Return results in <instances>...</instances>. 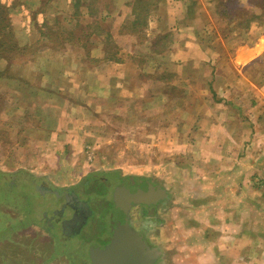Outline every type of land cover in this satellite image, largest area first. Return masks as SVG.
<instances>
[{
	"label": "crops",
	"instance_id": "crops-1",
	"mask_svg": "<svg viewBox=\"0 0 264 264\" xmlns=\"http://www.w3.org/2000/svg\"><path fill=\"white\" fill-rule=\"evenodd\" d=\"M98 1L0 0L10 10L19 47L42 44V31L51 26L75 35L59 50L37 48L14 59L0 31V104H15V119L27 121L25 135L33 140L29 159L19 152L16 164L9 158L0 163V256L11 264H50L55 257L54 247L49 252L40 245L52 240L37 221L47 213L36 212L38 203L29 209L18 203L26 202L23 185L46 198L54 192L36 172L44 162L36 159V147L47 156L52 137L77 144L80 130L98 135L104 122L119 128L136 122L137 111L171 105L176 110L165 118L167 143L194 153L183 168L195 173L177 182L175 234L164 210L170 196L161 207L160 264H264V24L255 23L261 29L252 41L241 35L244 42L227 58L221 48L204 47L198 26L209 6L165 0L149 21L154 32L148 36H175L173 45L138 51L137 36L123 29L135 0H111L102 8ZM190 4L196 12L191 19ZM121 39L131 42L130 49L120 48ZM116 43L112 55L118 59L110 60L108 44ZM158 69L160 75L148 77ZM187 89L202 94L192 90L186 97Z\"/></svg>",
	"mask_w": 264,
	"mask_h": 264
},
{
	"label": "rangeland",
	"instance_id": "rangeland-1",
	"mask_svg": "<svg viewBox=\"0 0 264 264\" xmlns=\"http://www.w3.org/2000/svg\"><path fill=\"white\" fill-rule=\"evenodd\" d=\"M110 1L99 0L96 6L102 8L104 5L109 4ZM245 1L243 0V3ZM199 2L202 4V7L209 6L207 7L208 9L202 10L201 16H203L202 21L204 23L201 21L200 26H198L199 30L203 32L204 47L211 49L221 48L224 54L226 52L227 58H229V54H232L236 47L244 42L245 38H242L240 33H230L229 27L226 25L227 20L220 18L222 15L213 13L216 3H211V0H199ZM93 5L96 7L95 3H92ZM244 6L249 8L247 4H244ZM33 8L36 9V6ZM239 14L240 12H237V15ZM262 14L264 22V12ZM257 27L256 24L252 25V30L250 28V31L245 33L248 41H252L258 31H260L261 28L258 27L257 29ZM63 30V28L56 26L48 34V30L44 29L42 33L45 34L43 36L45 41L43 40L44 42L38 49L46 47L47 49L59 50L58 48L62 46L56 48V44L51 42L52 38L50 39V37L56 38V36L61 34L64 39H70L68 34L65 33L64 35L60 33ZM153 30L154 28L145 29L141 35L137 36L136 40L139 43L138 51L141 49L161 50L166 48L167 44L169 46L173 45L175 36H172V38L170 36L167 38L158 37V39L151 41L150 39L153 35L151 37L148 35L152 34ZM119 44L122 49L128 50L131 47V42L127 40L121 39ZM115 46L118 47V44L116 43ZM113 51L114 49L111 46L109 49V59L112 57ZM135 60L137 64L140 61L139 56ZM163 64L166 65V62L163 61ZM160 70L162 69H158L155 73H147V75L151 79H154L161 74L162 71ZM203 70L204 68L202 67L200 74H203ZM192 90L187 89L185 96L190 95ZM193 91L197 92L196 89ZM200 93L202 94L201 91H198L197 96ZM11 104H0V163L3 162V159L9 158L10 162L16 164L18 156L22 155L19 152H23L26 159L31 157L33 140L25 135L28 134V127L24 125L27 121H16L17 111L15 110V104ZM175 110V106L168 105V108L165 107L164 109L158 106L152 111H137L136 122H122L119 128L113 126L110 121L104 122L103 128L96 131L99 134L90 137L83 136L84 131L80 130L79 132L82 134L80 135V142L77 144L69 143L62 137H52L49 144L50 154L47 156L36 147V159L44 161L38 163V166H36V172L40 176L42 184H46L54 192L57 191L62 194L64 191L70 190L80 192L81 197H88L90 199L89 202L92 204V209L95 212L94 219L90 221V225L81 233L82 236L70 240L66 236H61L58 228L55 229L56 231L51 232L52 230L46 224L45 217L40 213L47 209L58 208L63 198L57 197L53 193L49 198H46V194H43L42 191L40 193L34 192L24 185L20 187L21 193L26 195V202L19 200L18 203L24 207L27 205L28 209L38 203L36 212L40 211V216H38L37 221L40 223L42 230L49 234V239L53 238L49 243L40 242V245H45L46 249H50L49 252H52L55 246L56 252L60 255L58 259L51 260L50 264H85V257H87V252L90 251L91 246L96 242H103V239L106 238L109 233L110 215L114 209L115 195L117 191H121L120 193L126 191L125 187L118 188L111 195L113 183L110 181L107 184L106 180H113V176H119L120 178H144L162 187V180H164L165 187L168 189V191L166 189L165 191L170 196V200L166 203L164 210L168 209V213L167 211L165 213L168 214V219L174 223L171 229L173 234H175V210L178 207L176 201L177 182L178 180L183 181L184 178L188 180L193 179V173H195L194 169L183 168L186 163L194 162V153L191 151L188 153L178 152L175 142L167 143V132L170 128L165 127V124H167L165 118L169 114H173ZM169 120V124L172 123L171 116ZM177 137L176 135L168 140L176 141L178 140ZM44 145L45 142L41 143V146ZM47 149L46 147L44 150L47 151ZM18 170L20 171L21 169ZM149 186L150 189L154 188L151 184ZM14 189L11 188L12 193ZM262 189L264 190V188ZM2 196L4 194L0 192V200ZM180 205L182 206V204ZM139 210V207H136L130 213L134 228L137 231L145 233L150 244L159 250L161 247L162 223L165 222V219H163V222L161 219V207H157L147 213L151 230H146L147 225H145V221L143 222L142 216L139 215ZM167 214H164L163 218ZM4 220V217L0 218V225L4 224ZM41 260H46L44 255L41 256ZM87 262L86 264H90L89 261ZM0 264L11 263L7 262L5 257L2 258L0 256Z\"/></svg>",
	"mask_w": 264,
	"mask_h": 264
},
{
	"label": "water",
	"instance_id": "water-1",
	"mask_svg": "<svg viewBox=\"0 0 264 264\" xmlns=\"http://www.w3.org/2000/svg\"><path fill=\"white\" fill-rule=\"evenodd\" d=\"M127 191V190H126ZM115 195V207L112 211V226L107 234L109 243L106 246L93 244L89 251L91 264H157L161 253L152 248L147 239L138 232L129 219V212L135 205L157 204L163 197V192L155 190L128 191ZM88 206L86 203L80 202ZM61 219L65 216L62 209ZM52 218V212L47 213ZM67 217V214H66ZM88 217L78 218L75 222L64 220L66 224L75 225V235H80L87 224Z\"/></svg>",
	"mask_w": 264,
	"mask_h": 264
},
{
	"label": "trees",
	"instance_id": "trees-1",
	"mask_svg": "<svg viewBox=\"0 0 264 264\" xmlns=\"http://www.w3.org/2000/svg\"><path fill=\"white\" fill-rule=\"evenodd\" d=\"M76 1L80 2L81 0ZM163 1L165 0H135L132 10V20L128 23V25L123 26V29H125V31H127L128 33L134 34L136 36H138L139 34L141 35L145 31V29H148L150 19L156 15L158 7ZM191 3H195L196 5L197 0H192ZM214 3H216V6L214 7L215 10L213 11V13L220 16L222 15L220 18H225L227 20L226 25L229 27L230 33H240V35H243L245 33H248L251 26L255 23L264 24L262 14L264 12V0H246V4L249 8H246L244 6L243 0H215ZM9 11L10 10L0 2V31L8 35L9 47L11 49L10 53L14 59H16L15 57L17 56L28 57L37 51V48L41 45V43L37 44V46H17V43L14 40V36L12 35L10 29ZM237 12H240V14L237 15ZM187 15L190 19L194 15H196V12L192 8L191 4L188 7ZM47 30L49 34L52 30H54V26L48 27ZM84 30L85 29H83L82 32ZM60 33L64 35L65 33L68 34L71 38V41L75 38L74 32L72 31L63 30ZM168 36H164V38H167ZM51 38V42L53 44H56V48L62 46L64 44V41L66 40V38L64 39L61 34L59 36H56V38L50 37V39ZM111 46L114 50L117 48L115 44H108V53ZM113 59L116 60L118 58L116 56L113 57L112 55L110 60Z\"/></svg>",
	"mask_w": 264,
	"mask_h": 264
},
{
	"label": "flooded vegetation",
	"instance_id": "flooded-vegetation-1",
	"mask_svg": "<svg viewBox=\"0 0 264 264\" xmlns=\"http://www.w3.org/2000/svg\"><path fill=\"white\" fill-rule=\"evenodd\" d=\"M114 178H112L113 180H106L107 184L112 181L113 185L111 187L112 192L111 195H113L115 193V191L118 188H123L125 187V189L128 191H141V190H152L150 189L149 184H151L154 188L153 190L158 191V192H163L164 197L157 203V204H151V205H147V204H141V205H135L131 211L136 208L139 207V215L142 216L143 218V222L145 221V225H147L146 230H151L150 225L148 223L149 220V216H147L148 211H152L153 209L157 208V207H162V205L168 200V194L165 192L164 187L160 186V185H156L153 184L152 182H150V180L148 179H137V178H120L119 176H113ZM45 183V182H44ZM44 191V190H43ZM48 192V191H47ZM53 194L57 197H62L63 199L61 200V205L56 208V209H47L46 211H44L45 213H48L49 211L52 212V215H55L54 218V223H52V221L50 222L49 217H47L46 215H44L45 219H46V224L50 226L51 228V232L56 231L55 229L58 228L59 233L61 234V236L63 237H68L70 240L76 239L78 237H81L82 234L80 235H75V225L72 224H66L64 226L63 222L64 220H72L73 222H75L76 220H78V218H81L82 216L84 217H88V221L87 224L84 226L82 233L84 231V229L90 225V221L94 219V215L95 212L92 209V204L89 202L90 199L87 198H83L81 197V193L76 191V190H70V191H64L63 194L60 192H53ZM80 202L82 203H86L88 206L86 205H82L80 204ZM114 207H115V202H114ZM62 209H64V217L61 219V215L62 214ZM129 212V219L132 222L133 225V221L131 220V216ZM67 214V217H66ZM110 224H109V230L111 229L112 226V213L110 215ZM147 223V224H146ZM134 227V225H133ZM140 232V231H138ZM56 233V232H55ZM142 235H144V237L147 239L146 234L143 232H140ZM54 236V235H53ZM55 238V237H54ZM53 239V238H52ZM148 241V239H147ZM109 243V239L108 236H106V238L103 239V242H96L94 244H98L99 246H106ZM148 243L150 244V242L148 241ZM150 246L152 248H156L154 245ZM90 248V247H89ZM88 248V249H89ZM55 253V257L52 260L58 259L59 258V254L56 252V248L54 246V251ZM52 255V254H51ZM53 256V255H52ZM86 261L84 262L85 264L88 263L87 261L90 262V258H89V252H87V257ZM91 264V263H90ZM157 264H160V259L157 261Z\"/></svg>",
	"mask_w": 264,
	"mask_h": 264
}]
</instances>
